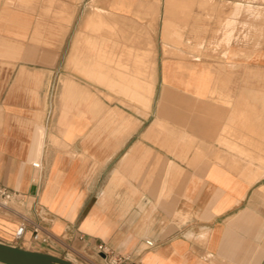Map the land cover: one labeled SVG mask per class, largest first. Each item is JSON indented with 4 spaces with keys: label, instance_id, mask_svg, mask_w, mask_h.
Segmentation results:
<instances>
[{
    "label": "crops",
    "instance_id": "crops-1",
    "mask_svg": "<svg viewBox=\"0 0 264 264\" xmlns=\"http://www.w3.org/2000/svg\"><path fill=\"white\" fill-rule=\"evenodd\" d=\"M10 2L0 185L50 236L18 241L0 213V242L74 264H264V3Z\"/></svg>",
    "mask_w": 264,
    "mask_h": 264
},
{
    "label": "built area",
    "instance_id": "built-area-1",
    "mask_svg": "<svg viewBox=\"0 0 264 264\" xmlns=\"http://www.w3.org/2000/svg\"><path fill=\"white\" fill-rule=\"evenodd\" d=\"M35 166H37V164H35ZM19 200L20 196L18 193L0 185V213L19 219V225L15 232L16 240H21L28 226H31L32 241L45 243L49 239V231L44 229L42 226L33 223L27 215L20 211L17 206ZM146 243L149 246L152 245L149 241ZM98 251L105 254L109 252L104 245H99Z\"/></svg>",
    "mask_w": 264,
    "mask_h": 264
},
{
    "label": "water",
    "instance_id": "water-1",
    "mask_svg": "<svg viewBox=\"0 0 264 264\" xmlns=\"http://www.w3.org/2000/svg\"><path fill=\"white\" fill-rule=\"evenodd\" d=\"M0 264H74L63 258L0 242Z\"/></svg>",
    "mask_w": 264,
    "mask_h": 264
},
{
    "label": "bare ground",
    "instance_id": "bare-ground-1",
    "mask_svg": "<svg viewBox=\"0 0 264 264\" xmlns=\"http://www.w3.org/2000/svg\"><path fill=\"white\" fill-rule=\"evenodd\" d=\"M94 5H95V4H94ZM138 6H139V5H138ZM143 6H144V5H143ZM50 7H51V6H50ZM51 8H52V7H51ZM98 9H99V8H98ZM43 11L45 12V10H43ZM105 12H106V11H105ZM46 13H48V12H46ZM46 13H45V14H46ZM48 14H49V13H48ZM48 14H46V15H48ZM53 15H55V14H53ZM55 17H56V16H55ZM57 17H58V16H57ZM61 17H62V20H63V18H64L65 16H64V17L61 16ZM119 17H120V16H119ZM65 18H67V17H65ZM67 23H68V22H67ZM99 23H100V22H98V23H92V22H91V24H95V25H96V24H99ZM62 24H63V23H62ZM87 25H88V24H87ZM152 25H153V24H152ZM87 27H88V26H87ZM53 29H54V28H53ZM51 31H52V30H51ZM87 31H89V30H87ZM94 31H95V30H94ZM96 31H97V29H96ZM96 33H98V32H96ZM90 34H92V33H90ZM94 35H95V34H94ZM86 36H87V35H86ZM81 37H82V36H81ZM89 37H90V36H89ZM82 38H83V37H82ZM99 38H100V37H99ZM28 40H29V39H28ZM94 40H95V39H94ZM30 41H31V40H30ZM90 41H91V40H90ZM90 41H89V42H90ZM98 41H99V40H98ZM105 41H106V40L104 39V42H105ZM44 42H45V41H44ZM51 42H52V41H51ZM87 42H88V39H87ZM91 42H92V41H91ZM91 42H90V43H91ZM101 42H103V41H101ZM35 43H36V42H35ZM78 43H79V42H78ZM92 43H94V41H93ZM92 43H91V44H92ZM95 43H97V41H95ZM47 44H48V43H47ZM85 44H86V42H85ZM88 44H89V43H88ZM100 45H101V43H100ZM103 45H104V44H103ZM73 46H74V45H73ZM89 46H90V45H89ZM98 46H99V43H98ZM101 46H102V45H101ZM101 46H100V47H101ZM112 46H113V45H112ZM154 46H155V45H154ZM90 48H91V47H90ZM91 49H92V48H91ZM88 50H89V49H88ZM92 50H93V49H92ZM96 50H97V49H96ZM101 50H102V47H101ZM76 51H77V50H76ZM103 52H104V50H103ZM77 53H78V52H76V55H77ZM99 53H100V56H99V55H97V56H99L100 58H98V57L96 56V57L99 59V60L97 59L98 61H100V59L102 58V57H101V52H99ZM97 54H98V52H97ZM71 55H72V54H71ZM75 57H76V56H74L73 58H75ZM76 58H77V57H76ZM76 58H75V59H76ZM75 59H74V60H75ZM103 59H104V58H103ZM103 59H101V60L103 61ZM78 60H79V58H78ZM93 60H94V59H93ZM104 60H105V59H104ZM112 60H113V59H112ZM103 62H104V61H103ZM106 62H107V61H106ZM108 62H110V61H108ZM72 63H73V61H72ZM77 63H78V62H77ZM79 63H80V62H79ZM113 63H114V60H113ZM113 63H111V64H113ZM73 64H74V63H73ZM96 64H97V63H96ZM98 64H99V63H98ZM75 65H76V64H75ZM75 65H74V66H75ZM77 65H78V64H77ZM77 65H76V66H77ZM81 65H82V60H81V64H80V66H81ZM84 65H86V63H85ZM84 65H83V66H84ZM72 66H73V65H72ZM78 66H79V65H78ZM80 66H79V67H80ZM66 67H67V66H66ZM68 67H69V66H68ZM87 67H88V66H87ZM97 67H98V66H97ZM73 68H74V67H73ZM85 68H86V67H85ZM120 68H121V67H120ZM124 68L126 69L127 67H124ZM23 69H24V68H23ZM67 69H68V68H67ZM86 69H87V68H86ZM91 69H92V71H93V67H92ZM91 69H90V70H91ZM123 70H124V69H123ZM126 70H127V69H126ZM77 72H79V71H77ZM85 72H88V74L90 73L89 71H85ZM127 72H128V70H127ZM80 73H81V72H80ZM82 73H84V69H83V72H82ZM91 73H92V75L94 74L93 72H91ZM85 74H86V73H85ZM97 74H98V72H97ZM97 74H96V76H97ZM118 74H119V73H118ZM99 75H102V74L99 72ZM120 75H121V74H119V76H120ZM69 76H70V75H69ZM90 76H91V75H90ZM94 76H95V75H94ZM96 76H95V77H96ZM119 76H118V77H119ZM122 76H127V75H122ZM75 77H76V76H75ZM85 77H86V76H85ZM127 77H128V76H127ZM127 77H125V78L127 79ZM97 78H98V77H97ZM106 78H107V76H106ZM121 78H123V77H121ZM88 79H89V77H88ZM104 79H105V77H104V75H103V80H100V81L96 80V82H101V81H102V82H104V81L107 82V80H104ZM108 79H109V78H108ZM119 79H120V78H119ZM68 80H69V79H67L66 81H68ZM76 80H77V79H76ZM111 80H112V79H111ZM120 80H121V79H120ZM93 81H94V80H93ZM121 81H122V80H121ZM106 82H104V83H106ZM123 82H125L124 79H123ZM104 83H103V84H104ZM108 83H109V84L106 83V86H107V85H112V84H110V81H109ZM134 83H135V82H134ZM66 84H67V83L64 84L65 86L63 85V86H64V87H63V91H64L65 89L67 90V87H69V86L66 85ZM71 84L73 85V87L75 86L74 83H71V82H70V85H71ZM98 84H99V83H98ZM119 84H120V83H119ZM128 84H129V81H128ZM137 84H138V83H137ZM104 85H105V84H104ZM134 85H136V84H134ZM66 86H67V87H66ZM78 86H79V85H78ZM78 86H77V87H78ZM112 86H113V85H112ZM112 86L109 87V88L112 89V88H113ZM137 86H138V85H137ZM65 87H66V88H65ZM73 87H72V88H73ZM77 87L75 86L74 88H77ZM80 87H81V86H79V88H80ZM115 87H116V86H115ZM69 88L71 89V87H69ZM79 88H78V89H79ZM83 88H85V87H83ZM107 88H108V87H107ZM118 88H119V87L114 88V89H118ZM123 88H124V87H123ZM119 89H120V88H119ZM126 89L128 90L129 87L126 88ZM68 90H69V89H68ZM68 90H67V92H68ZM124 90H125V89H124ZM140 90H141V89H140ZM80 91H81V90H80ZM82 91H83V90H82ZM87 91H89V90H87ZM133 91H134V90H133ZM65 92H66V91H65ZM83 92H84V91H83ZM83 92H82V93H83ZM89 92H90V91H89ZM120 92H121V90H120ZM127 92H128V91H127ZM127 92H126V93H127ZM134 92H135V91H134ZM68 93H69V92H68ZM68 93H67V94H68ZM78 93H79V92H78ZM84 93H86V92H84ZM123 93H124V92H123ZM129 93H130V91H129ZM88 94H89V93H88ZM130 94H131V96H133L132 93H130ZM130 94H129V95H130ZM137 94H139V93H137ZM125 95H126V94H125ZM76 96H77V95H76ZM87 96H88V95H87ZM141 96H142V95H141ZM82 97H83V96H82ZM143 97H144V96H143ZM73 98H74V97H73ZM75 98H76V97H75ZM78 98H79V97H78ZM87 98H88V97H87ZM97 98H98V97H97ZM135 98H136V96H135ZM139 98H141V97H138V99H139ZM76 99H77V98H76ZM130 99H131V98H130ZM94 100H95V99H94ZM96 100H97V99H96ZM73 101H74V100H73ZM97 103H98V102L96 101V104H97ZM99 103H100V101H99ZM102 103H103V102H102ZM93 104H95V103H93ZM97 105H99V104H97ZM97 105L95 106L96 108L98 107ZM104 106H105V105H104ZM130 106H131V105H130ZM99 107H100V106H99ZM91 109H92V108H91ZM94 114H95V113H94Z\"/></svg>",
    "mask_w": 264,
    "mask_h": 264
},
{
    "label": "rangeland",
    "instance_id": "rangeland-1",
    "mask_svg": "<svg viewBox=\"0 0 264 264\" xmlns=\"http://www.w3.org/2000/svg\"><path fill=\"white\" fill-rule=\"evenodd\" d=\"M0 1H3V0H0ZM9 2H10V0H8ZM13 1V3H17L18 4V1L19 0H12ZM15 1V2H14ZM260 1H262L263 3H264V0H247V5H251V4H253V5H259L260 3ZM250 2H255V3H250ZM11 3V2H10ZM237 7V6H236ZM254 9H260L259 7H247V12H251V11H253ZM237 10H238V7H237ZM96 12L98 13V10L96 9ZM263 12H264V10H263ZM97 16H98V14H97ZM262 17H264V13L262 14ZM99 22V20H98V18H96V19H94L93 18V20H92V23H98ZM229 27L231 28V30L234 28V24L232 23V24H230L229 25ZM88 29L90 30V31H92V32H99V30H100V24H91L89 27H88ZM96 29H97V31H96ZM109 30H111L110 29V27L108 28ZM95 30V31H94ZM238 74H241V75H243L244 74V72H240V73H238ZM247 75H245V77L244 76H242V78H247V79H253V80H259V78L261 77V75H260V73H258V72H249V71H247V73H246Z\"/></svg>",
    "mask_w": 264,
    "mask_h": 264
}]
</instances>
